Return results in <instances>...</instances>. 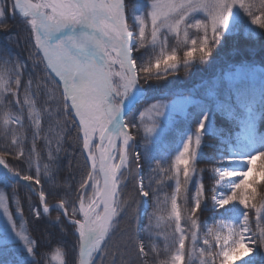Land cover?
I'll return each mask as SVG.
<instances>
[{
  "label": "snow or ice",
  "instance_id": "obj_1",
  "mask_svg": "<svg viewBox=\"0 0 264 264\" xmlns=\"http://www.w3.org/2000/svg\"><path fill=\"white\" fill-rule=\"evenodd\" d=\"M9 12L13 18H21L29 50L23 60L14 57L9 48H0V67L8 69L7 78L0 74V108L6 110L3 136L8 145L0 149V184L5 189L11 186L14 193L10 203L0 189V213L5 220L0 226V264H42L44 258L38 242L27 234L24 208L15 196L20 182H27L25 187L38 196L39 206L31 201L28 204L34 217L42 218L41 208L44 215L50 213L48 199L52 193L46 195L42 176L55 180V154L63 150L65 135L59 136L55 154L49 149L51 163L45 164L42 172L36 141L46 137L42 136V117L35 112L41 83L48 100L53 102L44 112L55 117L62 133L68 131V125H76L81 155L87 153L84 163L89 167L81 178L75 201L61 198L54 206L77 234L72 264H96L98 255L104 257L112 243L117 217L131 210L135 218L137 200L132 198L129 203L119 197L125 191L124 181L141 166L142 158L151 172L174 181V191L165 197L164 212L157 217V227L166 218L172 230L163 234V249L153 242L146 250L142 240L137 242V237L129 235L119 264H148L150 253L159 255L161 250L166 256L159 264H193L194 259L199 264H257L258 257L264 260V197L259 205L256 203V185L264 184V134L256 131L258 111L264 116V75L259 77L257 89L255 70L238 67L236 78L226 73L200 100H194L191 94L168 103L157 98L158 102L144 111L138 108L153 89V81L167 80L181 66L187 74L196 63H210L213 52L228 34L245 28L249 35L264 36V0H0V32L7 33L9 44L15 42L19 47V34L13 33L6 22ZM249 24L260 33L246 27ZM170 38L185 49L179 59L175 48L167 50ZM146 46L153 53L159 50L154 60L145 61L143 54H136ZM197 52L199 56L194 58ZM37 68L42 76L34 81L31 73ZM224 80L229 82L228 94L221 101L219 89ZM5 96L9 98L7 102ZM13 102L15 116L9 115ZM193 103L198 105V111L181 135L174 159L153 156L150 145L164 131L162 125L179 108ZM215 108L225 110L240 131L234 143L221 149L212 169L214 184L206 189L200 179L203 170L196 164L204 138L216 134L212 123ZM136 112L138 120L126 121L129 113ZM145 112L150 113V124L144 122ZM25 113L32 128L27 153L29 138L22 131ZM11 120L19 127L9 129ZM137 137L144 142L143 157L132 146ZM8 156L18 165L11 164ZM190 185H194L191 196ZM136 194L153 196L160 210L151 182L146 186L141 179ZM209 204L219 219L214 220V227L201 232L196 214ZM12 205L14 211L10 210ZM151 220L149 217V227L143 230L149 238L153 235ZM55 223H63L60 215ZM189 239L192 248L186 249ZM201 241L203 246L194 256ZM60 256L57 249L51 259L60 260ZM112 264H117L115 258Z\"/></svg>",
  "mask_w": 264,
  "mask_h": 264
},
{
  "label": "trees",
  "instance_id": "obj_2",
  "mask_svg": "<svg viewBox=\"0 0 264 264\" xmlns=\"http://www.w3.org/2000/svg\"><path fill=\"white\" fill-rule=\"evenodd\" d=\"M9 1L11 2V0ZM245 20H247V17H245ZM6 22L10 25L13 33L19 34L20 46L17 47L15 42L9 44L7 33L0 32V48L7 47L10 49L14 57L19 56L20 59L26 60L29 50L28 33L25 31V26L22 24L21 18L19 15H16L15 18H13V14L9 12ZM246 27L252 28L257 34L260 33V30L255 28V26L249 24ZM191 34L193 38H195L194 31ZM173 48L177 51L178 59L181 58L185 49L182 46L177 45L175 39L170 38L167 50L171 51ZM158 52L159 50L157 49V51L153 53L151 47L146 46L145 48L139 49L136 54H143V59L147 61L148 59L154 60L155 55H157ZM198 56V52L194 53V58ZM238 67H259L264 74V36L249 35L246 33L245 28L237 29L235 32L228 34L225 37L222 46L215 49L213 52L210 63L206 65L196 63L190 68L187 74H185L181 66L175 74L168 76L167 80L160 82L153 81V89L146 93L145 101L138 105V108L141 110L144 106L157 102V98L168 101L175 97L188 96L191 94L192 98L200 100L205 92L212 88L216 80L222 79L226 73L233 72ZM29 68L31 69V62H29ZM7 71L8 69L0 67V74H5V78H7ZM31 75L34 81H39L42 72L40 68H37L35 72L31 73ZM26 78L27 76L25 79ZM228 83L227 80H224L223 87L219 89V99L221 101L228 94L226 91ZM255 87L257 89L259 88L258 81ZM33 90H36L35 86ZM20 98L21 100L23 99V94H21ZM4 99L5 102H7L9 98L5 96ZM52 103V101L48 100L41 83L40 95L37 97V107L35 112L42 117V136H44L45 126L49 120L44 109L47 107L50 108ZM5 111V109L0 108V149L8 146L7 141H5L3 136V119ZM196 111H198L197 104L190 106L184 116H177L174 125L150 145L151 154L155 157L164 155L174 159L179 146L180 137L188 130L189 122ZM16 114L17 109L13 102L9 115L15 116ZM136 115L137 112L129 113L125 119L126 121L132 120ZM76 123L78 124L79 121L77 120ZM212 123L216 128V134L204 138L196 164L197 169L203 170L200 179L204 182L206 189H210L214 184L212 169L215 167V160L221 155V149L226 147L229 143H234L236 135L240 131L238 123L230 117L225 110L219 108H215V115L212 117ZM18 127L19 125L16 124L15 120H11L8 125L9 129H16ZM22 131L26 133L29 138L28 143L25 145V152L27 153L31 147L32 128L30 122L26 119V113L25 128ZM256 131L259 134H264V116L260 115L259 111L256 120ZM63 135H65L64 141L61 142L63 150L59 152L58 158L55 161L58 166L55 170V180H49L42 176V185L46 195L52 193L51 197L48 199V204L50 206L54 203H59L61 198L69 200V202H74L76 199V193L79 191L81 178L89 167L84 163V156H86L87 153L81 155L82 145L76 138V125H68V131L63 133ZM9 139H11V137H9ZM44 141L45 139H39L36 141V148L39 153V163L42 172L44 165L47 164L44 156ZM143 143L141 137H137L136 141L133 142L135 151L140 152L142 157ZM7 159L11 164L18 165L17 160L12 156H8ZM257 163L259 164V161ZM153 166H155V161L153 162ZM137 169L141 174L140 180L142 179L146 186L151 182V188L157 192L160 201V210H157L154 198L150 195L147 198L145 197L148 207L145 214L142 215L143 204L141 198L136 194L135 180L133 183L132 180H130L127 183L124 193L121 194V201L128 200L129 203H131L132 198L137 200V203L134 205L135 218L133 219L131 210H129L128 214L121 213V215L117 217L119 223L116 225V231L112 243L109 245L104 257H97L96 264H102V262L103 264H112L114 258L117 260V264H119L123 245L127 242L129 235L137 237V242L142 240L146 245V250H148L153 242H155L158 248L163 249V234L165 232L170 233L172 230L167 226L166 218L165 220H160L159 227H157V217L164 212L165 197H170L174 191V181L165 179L161 175L151 172L147 164L144 163L143 158L141 160V166ZM89 183L91 184V182ZM25 185L24 182H20L19 186L15 189V196L21 201V205L24 208V218L26 222L25 228L27 234L30 238L38 242L39 250L44 254L42 264H49V262H51V264H61V261H64V264H72L76 255L73 249L77 244V235L73 226L69 224L67 219L63 217L62 213L55 208H51L50 213L47 215H44L40 209L42 218L37 220L29 209L28 204L29 201H31L32 204L39 206L38 196L36 193L31 192L25 187ZM256 187L258 193L256 203L259 205L262 197H264V184H258ZM0 189L4 190L5 194L10 198L9 202L11 203V198L14 195L12 187L10 186L5 189L4 186L0 184ZM193 191L194 185H190V196ZM87 192L88 195H91L90 188L87 189ZM65 193H70V195L65 196ZM208 199L210 200V196ZM189 207H191V200L189 201ZM167 208L170 210V203L167 205ZM14 209L15 205H12L10 210L14 211ZM154 212L156 213L155 216L153 215ZM57 215L61 216L63 221L62 224L55 223ZM196 215L199 218L201 232L206 231L209 227H214V220L219 219V217H214L213 209L210 204L202 213H197ZM149 217H152L151 230L153 235L151 238H149V235L143 231L145 228L149 227ZM17 220L19 221V217H17ZM182 226H184L183 220ZM156 233H159L160 235H156ZM17 244H19V242H17ZM201 246H203L202 241L197 245L194 256L198 255L199 247ZM190 247H192V244L189 239L186 240V249H189ZM57 249H59L61 253L60 260L53 261L51 257L55 254ZM261 255L264 256V253H261ZM165 256L166 254L162 250L159 255L156 253H150L147 257L148 264H154V262L155 264H159V261L165 259ZM193 264H199L198 260L194 259ZM257 264H264V260H261L258 257Z\"/></svg>",
  "mask_w": 264,
  "mask_h": 264
},
{
  "label": "rangeland",
  "instance_id": "obj_3",
  "mask_svg": "<svg viewBox=\"0 0 264 264\" xmlns=\"http://www.w3.org/2000/svg\"><path fill=\"white\" fill-rule=\"evenodd\" d=\"M9 3H10V1H9ZM245 68V67H244ZM247 69V68H246ZM254 70H255V72H256V76H257V81L259 80V77L260 76H262V75H264L263 74V72H262V70L259 68V67H254L253 68ZM236 71H237V69L235 70V71H233V72H230L232 75H233V77L234 78H236ZM184 96H179V97H175V98H173V99H171V100H168V101H165V100H160V102H164V103H168V102H171V101H173V100H177V99H182ZM194 100H196L195 98H193ZM158 102V101H157ZM157 102H153V103H150V104H148V105H146V106H144L143 108H141V110H139V111H144L148 106H150L151 104H154V103H157ZM196 103H193V104H188V105H186V106H182L181 108H179L174 114H173V116H172V118H171V120L169 121V122H167V123H165V124H163L162 125V127H163V129H164V131L161 133V135H160V137L165 133V132H167L168 130H169V128H171L173 125H174V122L176 121V118H177V116H184L185 115V113H186V111H187V109L190 107V106H192V105H195ZM48 108V107H47ZM149 115H150V113H148V112H145V116H144V122H145V124H150L151 123V121L149 120ZM47 116H48V114H47ZM48 118H49V120H48V123L46 124V126H45V132H44V136L46 137V139H45V141H44V150H45V160H46V162L47 163H51L49 160H48V153H49V149L51 148V150L53 151V153L55 154V145H56V143H57V140L59 139V136L61 135V134H63L62 132H61V129H60V127L59 126H57L56 125V123H55V117H52V118H50L49 116H48ZM135 119H139V113L137 112V115H136V117H135ZM159 137V138H160ZM50 142V143H49ZM133 146V145H132ZM133 149L135 150V147L133 146ZM59 154V153H58ZM58 154H55V155H57V158H58ZM137 168H135V169H133V171H132V175H130V176H128V178L124 181V185H126V187H127V183L130 181V180H132V183L134 182V180H135V182H134V184H135V186L137 187L138 185H139V182H140V180H139V176H141V174L138 172V169L136 170ZM125 187V188H126ZM90 190H91V188H90ZM139 198H141V201H142V211H143V209H144V205L147 203V201H146V199H145V197H141V196H139ZM120 200H122L121 199V195H120V198H119ZM56 204H58V203H54V204H52L51 205V208L52 207H54ZM147 207H148V203H147ZM55 208V207H54ZM55 209H57V208H55ZM41 210H42V208H41ZM57 210H59V209H57ZM147 210V209H146ZM60 211V210H59ZM43 212V211H42ZM61 212V211H60ZM146 212V211H145ZM62 213V212H61ZM145 214V213H144ZM144 214H142V215H144ZM5 223V220H4V217H3V215H2V213H0V226H2L3 224ZM77 235V234H76ZM18 242V241H17ZM192 247H190L189 249H191Z\"/></svg>",
  "mask_w": 264,
  "mask_h": 264
},
{
  "label": "water",
  "instance_id": "obj_4",
  "mask_svg": "<svg viewBox=\"0 0 264 264\" xmlns=\"http://www.w3.org/2000/svg\"><path fill=\"white\" fill-rule=\"evenodd\" d=\"M97 155H99V152H97ZM139 180H140V176H139ZM101 185H102V181H101ZM52 208H54V207H52ZM146 209H147V203L144 205V209L142 211V214L145 213Z\"/></svg>",
  "mask_w": 264,
  "mask_h": 264
},
{
  "label": "bare ground",
  "instance_id": "obj_5",
  "mask_svg": "<svg viewBox=\"0 0 264 264\" xmlns=\"http://www.w3.org/2000/svg\"><path fill=\"white\" fill-rule=\"evenodd\" d=\"M113 163H116V161H113Z\"/></svg>",
  "mask_w": 264,
  "mask_h": 264
}]
</instances>
